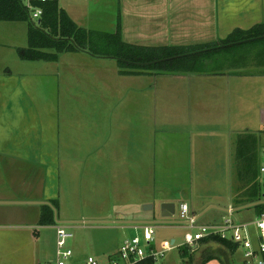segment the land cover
<instances>
[{
  "label": "rangeland",
  "instance_id": "obj_1",
  "mask_svg": "<svg viewBox=\"0 0 264 264\" xmlns=\"http://www.w3.org/2000/svg\"><path fill=\"white\" fill-rule=\"evenodd\" d=\"M58 1L59 5L61 3L68 10H73V7L84 8L83 0ZM261 44L262 42L255 41L238 46L237 49L240 50L236 55H229L233 69L227 67L222 70L231 75L233 72V75L220 76L218 84L210 82L215 76L197 74L185 78L161 74L136 81L134 78L119 76L118 60L82 54L87 55V61L93 64L91 68L96 83L106 86V73L111 79L115 75L119 78L105 82L122 85V104H116L112 112L111 117H118L116 126L111 122L112 118L108 121V118L103 116L88 128L87 117L81 115L82 119H77L74 128L71 127L73 129L69 131L70 134H90V131H94L98 137L94 143L91 139L86 140L84 149L92 145L95 149L103 146L104 155H100L101 152L96 153L77 171L64 169L60 179L63 204L59 218H75L84 214L111 219L124 216L123 218H139L141 221L156 218L155 221H160L157 207L145 209V205L141 207L134 203L122 204V192L127 194L128 191L130 195H135L130 193L131 187L141 181L136 177V174L141 173L126 170L131 165L127 166L124 158L132 152L146 157L151 152L153 156L158 153L157 157L161 156V161H165L166 157L163 156L169 154V164L163 166L164 170L153 172L151 179L162 191L186 192L187 195H176L178 200L189 197L196 210L208 200L217 197L224 200L229 195V190L230 194L234 192L236 195L234 190L242 187V191L250 193L256 184L262 183V178L257 173L258 166L264 159V65L259 66L264 62V55L259 56L264 51V45ZM230 60L228 64H231ZM197 79L204 82L196 83ZM247 136H255L258 139L253 161L249 158L244 160L238 155L237 143ZM201 145L203 147L199 149ZM226 151L227 155H222V152ZM229 154L231 159L228 168L226 158ZM204 156L209 158L205 159ZM97 160L101 163L99 168L96 167ZM119 160H122V164ZM119 165H122V171L114 172V168ZM70 166L76 169L78 165L69 164L68 168ZM92 167L98 172L90 171ZM145 174L147 175H142ZM262 193L264 194V188ZM177 206L179 211L178 201ZM229 206V209H236L233 201ZM256 214L253 208L232 214L209 212L198 218L196 225L219 223L227 218L237 223H253ZM179 218L177 212L171 221H178ZM3 224L8 225L4 230L6 232L0 231V264H56L57 249L56 245L54 247L53 237V241L48 238L45 242L42 238L40 244L32 242L28 246L26 233L18 237L9 234L16 226L10 224H22L21 221L14 220L13 223ZM68 226L74 234V238L68 242L73 250L70 264H85L88 257H94L101 264H105L110 255L118 254L125 240L136 236L143 237L145 225L85 223ZM153 226L157 248L163 240H171L174 237L178 241L176 247L161 261L162 264H188L189 258L182 256L183 249L189 250L188 254L193 255L189 264H201L208 256L226 260L227 255L231 257L232 264L240 263L241 251L234 255L230 250L212 241L200 243L193 251L184 239L187 232H195L193 228L181 230L183 226L176 223ZM29 231L32 232V238L36 237L33 233L35 230ZM42 231L44 234L45 231ZM251 231L254 232V228H251ZM207 264H221V261L213 259Z\"/></svg>",
  "mask_w": 264,
  "mask_h": 264
},
{
  "label": "crops",
  "instance_id": "obj_2",
  "mask_svg": "<svg viewBox=\"0 0 264 264\" xmlns=\"http://www.w3.org/2000/svg\"><path fill=\"white\" fill-rule=\"evenodd\" d=\"M83 2V9L73 7V10H68L61 3L60 6L78 26L86 29L114 34L120 23L122 40L127 44L138 46L207 44L220 46L238 30L247 31L257 25H264V0H83ZM27 44L28 25L25 22L0 20V231L6 230L8 225L3 223L21 221L22 224H10L16 226L13 227L14 230L9 231L11 232L9 234L18 237L26 233L28 246L32 242L40 244L42 238L45 242L48 238L49 241L54 239V247L56 245L57 249L56 225H39L43 206H49L54 210L57 224L109 221L114 225L130 226L123 222H141L139 218L122 216L111 219L89 217L84 214L75 218L62 220L59 218L63 204L60 181L62 172L70 168V171H77L96 153L101 152L102 155L104 149L103 146L95 149L93 145L84 149L86 140L91 139L94 143L98 137L94 131H90L92 135L87 132L70 134L69 131H72L77 119H82L81 115L87 117L88 128L103 116H106L108 121L112 118L111 122L116 126L118 117L111 116L116 104H122V85L105 82L119 79L115 73L113 79L106 73L104 78L106 86L96 83L91 68L93 64L87 61L85 57L87 55H82L86 52L62 53L54 62L23 61L17 49L24 48ZM118 74L124 77L120 74V70ZM193 74L197 73L168 75L185 78ZM232 75L229 72L212 74L209 76L215 77L211 78L210 82L218 84L220 76ZM125 76L140 81L144 77L153 78L157 75ZM195 82L204 81L197 79ZM110 137L111 135L109 139ZM202 147L203 145L199 149ZM157 154L153 156L151 152L146 157L138 152H132L124 158L127 166L131 165L126 170L141 173V175L136 174L141 181L131 187L130 193L135 195H130L128 191L127 194L122 192V204L134 203L141 207L152 205L153 209L157 207L160 221H165L161 216V206L165 203H175L177 206L178 201L179 206L181 203L188 204L190 213L195 219L212 206L229 209L233 201V193L230 194V190L224 200L217 197L203 203L197 208L199 212L191 204L189 197L178 200L176 195H187L186 192L162 191L152 181L151 175L156 170L165 169L163 166L169 164V154L166 152L167 155L163 156L166 157L165 161H161V156L157 157ZM223 154L226 156L227 151L222 152ZM204 158L209 157L204 156ZM230 159L229 154L226 158L228 168ZM97 162L96 167L99 168L101 163L99 160ZM119 162L122 164V160ZM74 163L78 165L76 169L72 166L68 168L69 164ZM114 170V172L122 171V165ZM90 171L98 172L93 167ZM143 173L147 175H142ZM147 178L149 181H146ZM54 203L58 204V211L53 206ZM209 212L225 213L211 209L205 214ZM153 219L149 221L156 220ZM23 220L29 222L24 223ZM174 223L182 225L181 230L188 229L187 222L179 219ZM32 229L35 230L33 233L36 236L33 238L32 232L29 231ZM42 230L45 231L44 234ZM170 241L178 243L174 237Z\"/></svg>",
  "mask_w": 264,
  "mask_h": 264
},
{
  "label": "trees",
  "instance_id": "obj_3",
  "mask_svg": "<svg viewBox=\"0 0 264 264\" xmlns=\"http://www.w3.org/2000/svg\"><path fill=\"white\" fill-rule=\"evenodd\" d=\"M42 8L44 9L43 16L38 21H33L25 5L20 0H0L1 21L25 22L28 25V44L24 48L17 49L23 61L54 62L58 60L62 53L81 51L95 57L118 60L120 74L124 76L173 73L212 75L222 72L224 68L234 67L229 55H236V52L240 50L237 49L238 46L255 41H260L262 42L261 45H264V25H257L247 31L238 30L234 32L222 43V45H233L224 48H216L219 44L168 47L131 45L122 40L120 23L117 32L114 34L90 30L78 26L59 5L58 0L45 3ZM260 55L263 57L264 51ZM228 59L231 64H228ZM257 144L258 139L255 136H247L245 139L240 140L237 143L240 158L244 160L249 158L250 161H253L256 156L255 148ZM262 190L263 186L260 182L254 186L250 193L242 191V187L234 190L236 193L235 195L233 192L234 207L261 203L253 209L256 210V215L264 213ZM53 206L58 211V204L54 203ZM42 208L39 225H57L54 210L49 206H43ZM210 241L222 245L234 255L238 253L236 244L219 236L201 241V244ZM188 252L189 250H182V256L185 259L189 258V264L193 260V255H189ZM226 258V260H222L219 257L216 258V256H208L201 261V264H207L213 259H219L221 264H232L231 257L227 255ZM139 264H154V262L144 260Z\"/></svg>",
  "mask_w": 264,
  "mask_h": 264
},
{
  "label": "built area",
  "instance_id": "obj_4",
  "mask_svg": "<svg viewBox=\"0 0 264 264\" xmlns=\"http://www.w3.org/2000/svg\"><path fill=\"white\" fill-rule=\"evenodd\" d=\"M26 7L31 19L38 21L44 13L42 5L55 0H20ZM264 156V147H263ZM262 178L261 185L264 188V159L258 168ZM264 199V194H263ZM179 219L187 222V227L195 229L194 233L185 234V243L193 249H197L206 239L219 236L230 240L241 251L239 264H264V213L257 215L253 223H237L230 218L223 219L219 223L202 224L197 226L196 219L191 216L190 207L186 203L179 206ZM57 235V259L56 264H70L73 250L68 242L74 238L71 228L67 224L56 225ZM254 228V232L251 231ZM143 237L136 236L125 240L120 246L118 254L110 255L105 264H139L144 260H152L154 264H162L166 254L176 244L165 240L156 247L155 228L153 225L143 226ZM85 264H101L96 258L88 257Z\"/></svg>",
  "mask_w": 264,
  "mask_h": 264
},
{
  "label": "water",
  "instance_id": "obj_5",
  "mask_svg": "<svg viewBox=\"0 0 264 264\" xmlns=\"http://www.w3.org/2000/svg\"><path fill=\"white\" fill-rule=\"evenodd\" d=\"M246 42V41H244ZM240 44V43H238ZM233 44H229V45H220L216 48H224V47H227V46H232ZM261 203H254V204H249V205H245V206H242V207H238L236 209H222V208H219V207H216V206H212V207H209L206 211H204L202 213L205 214L207 211L211 210V209H218V210H221L227 214H232V213H235V212H238V211H241V210H245V209H249V208H255L257 205H259ZM153 206L152 205H145V209H152ZM177 214V206L175 203H165L161 206V216L163 219H165V221H141V222H123L125 224H130V225H156V224H171V223H174V221H171L172 218H174V216H176ZM201 215V216H202ZM201 216H199L198 218H200ZM197 218V219H198ZM196 219V220H197ZM84 222H81L79 224H82ZM86 224H94V225H105V224H112V222H109V221H88V222H85ZM119 224H122V222H117ZM174 244V241L172 242Z\"/></svg>",
  "mask_w": 264,
  "mask_h": 264
}]
</instances>
